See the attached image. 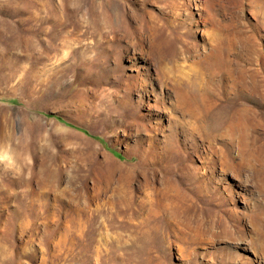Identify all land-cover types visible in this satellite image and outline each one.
<instances>
[{"label":"rangeland","instance_id":"rangeland-1","mask_svg":"<svg viewBox=\"0 0 264 264\" xmlns=\"http://www.w3.org/2000/svg\"><path fill=\"white\" fill-rule=\"evenodd\" d=\"M0 264H264V0H0Z\"/></svg>","mask_w":264,"mask_h":264}]
</instances>
